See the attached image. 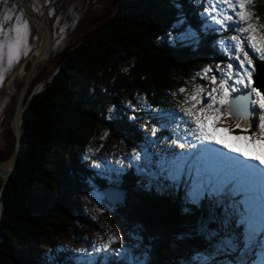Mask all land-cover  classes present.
Here are the masks:
<instances>
[{
	"label": "trees",
	"instance_id": "1",
	"mask_svg": "<svg viewBox=\"0 0 264 264\" xmlns=\"http://www.w3.org/2000/svg\"><path fill=\"white\" fill-rule=\"evenodd\" d=\"M61 2L62 24L71 17ZM112 2L105 0L104 9ZM37 3L35 12L41 17L40 0ZM45 5L53 48L55 13L49 0ZM12 7L34 28L20 12L18 0H0V14ZM203 9L201 0H121L106 22L53 60L54 65L69 53L53 66L39 91L33 92L31 84L24 104L20 156L11 175L0 182V264L40 263L41 254L55 256L57 264L63 261L65 253L54 246L59 239L79 238L90 228L81 188L89 181L101 191L110 186L100 175L106 169L104 155L117 141L136 149L150 174L144 178L133 168L122 172L117 179L126 192L125 204L111 216L139 235L146 251L142 264H182L191 253L209 256L206 264L237 260L240 253L230 251L228 244L236 219L228 218L230 224L213 219L211 194L208 201L203 197L198 204L190 203L187 192L193 176L182 179V173L178 181L168 178L169 162L181 158V149L171 140L192 141L183 135L191 122L183 120L178 102L195 84H207L196 75L204 66L229 61L218 41L234 32L217 31ZM249 10L255 23L264 24V0H252ZM74 13L93 17L97 10L87 0H75ZM180 31L187 34L177 38ZM22 84L13 93L14 109ZM180 88L186 93L180 94ZM4 98L11 101L10 93ZM13 151L14 144L10 156ZM236 233L242 241L243 230ZM243 259L252 264L256 257L249 251ZM128 261L111 258L107 264Z\"/></svg>",
	"mask_w": 264,
	"mask_h": 264
},
{
	"label": "snow or ice",
	"instance_id": "2",
	"mask_svg": "<svg viewBox=\"0 0 264 264\" xmlns=\"http://www.w3.org/2000/svg\"><path fill=\"white\" fill-rule=\"evenodd\" d=\"M201 2L204 4L203 15L218 26L217 31L234 32L218 41L221 50L228 53L229 62L224 65L217 64L215 68L209 65L196 73L201 80L207 81V84H195L191 94L184 95L183 100L178 102V110L191 121L192 126L188 127L186 132L187 136L192 137V141L184 140L178 143L176 139H172L171 143L181 150L186 148L195 150L190 157H197V162L205 155L213 161L211 170L201 173L197 168L196 176L192 178L187 192L190 203L198 204L210 192H223L230 198L237 194L243 197L239 201L233 199L232 207L236 209L235 215L238 218L234 221L233 239L228 241L229 250L239 252L240 255L235 262L228 264H245L244 255L256 246L262 250L260 255L264 256V155L246 151L218 139L215 135L217 129L214 122H223L225 117H230L231 127L244 133L234 136L233 139L247 141L253 146L264 145V90L254 86L253 80L256 72L254 61L256 59L264 61V24L254 22V13L249 10L252 0H201ZM51 14L49 12V15ZM12 19L14 17L6 14L0 16L2 37L0 63L4 60L7 47L9 67L14 60L19 59L22 47L26 46L24 29L27 25L24 23L22 27L20 17H15L17 23L11 24L5 31V23L10 24ZM233 61L238 63V70L234 67ZM4 79V72L0 70V83ZM186 91L185 88L178 90L180 94ZM205 93L206 103L202 104ZM172 95L175 96L177 93L174 92ZM250 129L254 130L248 135ZM156 131L153 129V135ZM209 144L220 145L221 148L244 159L241 161L224 157L223 153L207 147ZM132 156L139 158L140 153L133 149ZM247 161L255 163L249 164ZM169 164L171 167L168 178L177 181L185 168L191 171L195 166L182 158H176ZM240 204L244 205L242 211L239 210ZM237 229H243L242 241H239L236 235ZM116 240H119V237L109 236L106 242L93 244L92 252L103 254L98 257L99 264H107L109 246ZM111 251L117 256L125 254L123 249ZM128 264H136V258L130 259ZM252 264L257 262L253 261ZM259 264H264V259H261Z\"/></svg>",
	"mask_w": 264,
	"mask_h": 264
},
{
	"label": "rangeland",
	"instance_id": "3",
	"mask_svg": "<svg viewBox=\"0 0 264 264\" xmlns=\"http://www.w3.org/2000/svg\"><path fill=\"white\" fill-rule=\"evenodd\" d=\"M61 1L62 0H49L50 10L55 13L53 15V20L55 23V27L57 28V42L54 44V47L51 50L50 63L41 66V68H39L37 71V76L32 82L33 92L39 91L49 78V74L51 73L50 70L53 68V60L60 57L66 48L74 44L81 43L84 39L85 34L89 30L99 27L103 22H106L114 12V7L107 11L104 9L106 6L104 4L105 0H87V4L89 6L92 5V8H96L97 13L93 17H84L81 13H74L75 0H63V3L69 10V16L71 17V21L63 22L61 24L60 21L63 19L59 14L60 10L58 8L59 4L62 3ZM28 2V7L30 8L31 12L37 14L35 12L37 10L36 8H38L37 0H28ZM5 14L14 17L10 24L5 23V31L8 30L11 24L17 23L15 17H20L22 27L24 23H26L27 27L26 29H24L26 46L22 47L19 59L14 60L12 66L9 67L7 58V47H5L4 60L2 63H0V70H3L5 76L4 81L0 83V162L6 161L10 157V154L13 150L14 143L11 134V122L14 109L13 93L22 83L23 78H17L15 80L12 86V94L10 92L11 101L5 100L3 87L6 81L8 80L9 76L13 73V71L16 69V67L21 61L27 62L26 66H28V60L31 57L29 56L31 54V51L35 47H39L40 43L38 42L39 35L35 30L36 28L34 29L30 24H28V22L23 19V17L19 14L15 7H12V9L6 12H3L2 14H0V16H3ZM41 14L42 16L40 18H44L42 4ZM185 34H187L186 31H180L176 32L175 36L177 38H180L182 36L184 37ZM0 39H2V37H0ZM228 62L229 61H225L222 63V65L227 64ZM217 64L219 63H212L211 66L215 68V65ZM234 67H236V65H234ZM238 69L239 66L237 70ZM217 76L219 77L218 73ZM190 94L191 92L189 93V95ZM203 95L204 100H202V104L206 103V93ZM183 120L191 122L190 119L187 117H184ZM231 125L232 120L230 117H225L223 122H214V126L217 129L215 133L216 137L222 140L223 142L229 143L230 145L245 149L249 152L254 151L256 154L264 155V145L257 144L253 146L247 141L233 139L234 136L243 135L244 133H241L240 129L232 128ZM190 126H192L191 123L186 125V129ZM253 130L254 129H250L247 134L250 135L251 131ZM186 134L187 132L184 131L183 135L185 136ZM207 147L213 149L214 151L216 150L215 152H217V150L219 149L222 152H228L227 149H223L220 147V145L216 144H209L207 145ZM192 151L195 150L192 149ZM180 153V155H183L182 159L184 161H188L189 163H193L194 165L195 162H197V157H190V154L192 153L190 150H181ZM186 154L189 156H187ZM230 154L237 156V154L235 153ZM199 155L200 154L198 153L197 156ZM104 161L105 164L102 165H105L106 169L102 171L103 174H101L100 177L108 183L107 185H110L108 187L119 188L118 184L120 181L117 178L119 176H122L123 171L129 170L130 168H133L135 172L140 176L144 178H150L148 170L145 167H142L141 165V159L134 158L132 156V150L125 147L120 141L112 143L108 147L104 155ZM201 162L204 165L205 171L211 170V168L213 167V161L209 159L207 155H205L203 159L199 160V163ZM188 173L189 169L185 168L183 171L182 179L189 177ZM137 188L142 189L143 186L142 188ZM81 191L82 194H80V200L83 203L82 210L83 213L90 219V228H86L84 231V235L79 238L70 235L67 239H59L57 244L54 246V249L57 251H63L66 256L65 258H63V261H60V264H99L98 257L102 256L103 254L92 252L93 244L99 245L102 242H106L109 236L119 237V240H116L109 246L110 250L108 252L107 261L111 258H119L121 260H130L132 258H136V264H142L146 256V251L140 244L139 235L136 231L131 230L125 224L113 222L111 216L115 208L107 205V203L105 202L103 191H101V189L97 185H93L92 181H89L87 186L82 187ZM147 192H150V190L148 189ZM237 196H239V194H237ZM240 205L244 209V205ZM211 215H213V218L216 220L223 219L224 217V214L221 212H213ZM230 223L231 220H229V224ZM81 249H84L85 251L81 252ZM111 249H123L125 254L122 256H117V254L115 252H112ZM261 251L262 250L260 249L258 259L256 261L257 264H259V261L261 259H264V256L260 255ZM52 254L54 255L53 251ZM40 257L43 263H41V261H38L40 263H37L36 261L35 264H57L54 259L55 256H53V258L48 257L45 254H41ZM208 257L209 256L202 253H191L189 255V258L184 260L182 264H206L209 263ZM228 262V260H213L212 264H228Z\"/></svg>",
	"mask_w": 264,
	"mask_h": 264
},
{
	"label": "water",
	"instance_id": "4",
	"mask_svg": "<svg viewBox=\"0 0 264 264\" xmlns=\"http://www.w3.org/2000/svg\"><path fill=\"white\" fill-rule=\"evenodd\" d=\"M42 4V10L44 18H40L37 14L31 12L30 8L27 6L26 0H18V8L22 15L28 20L36 29H41L43 32V37L39 43V45H43L41 51L36 52L35 50L31 57L29 58L28 67L26 69L27 62H24L21 66H18L13 73L9 76L6 81L3 89L4 95H9L12 86L15 80L18 78L20 71H25V76L23 79V84L21 90L17 96L15 109L13 112L12 122H11V130L14 137V151L12 155L3 162H0V178L6 179L13 172L16 167L18 158L20 156L21 146H22V123H23V112H24V104L25 98L28 94L30 86L37 76V71L41 66L50 63L51 50H52V31L50 25V18L48 16L45 0H40ZM121 0H113V2L109 5L107 10L113 8L118 2ZM106 10V11H107ZM69 55V53L64 54L56 64L53 66H57L61 64L64 59ZM256 72L253 76L254 86L259 87L261 90H264V61H256L254 63ZM8 166L6 169L3 167ZM105 202L107 205L112 206L115 209L121 208L125 204L126 192L122 188H112L107 187L103 190ZM1 217V213H0Z\"/></svg>",
	"mask_w": 264,
	"mask_h": 264
},
{
	"label": "bare ground",
	"instance_id": "5",
	"mask_svg": "<svg viewBox=\"0 0 264 264\" xmlns=\"http://www.w3.org/2000/svg\"><path fill=\"white\" fill-rule=\"evenodd\" d=\"M36 31H37V33H38V35H39V40H38V42H40L41 39H42V37H43V32L41 31V29H36ZM37 46H38V45H37ZM42 48H43V45H39V47H36L35 50H37L36 52H39V51L42 50ZM35 50H34V51H35ZM24 76H25V71H20L18 78H24ZM215 151H216V150H215ZM217 152H219V153H223L224 157H232V158H236V159H238L236 156H232L231 154H228V152H227V153H224V152H222L220 149L217 150ZM184 158H185V157H184ZM240 160L243 161L241 158H240ZM253 163H255V162H253ZM7 167H8V166H5V167H3V168L6 169ZM190 179H191V178H190Z\"/></svg>",
	"mask_w": 264,
	"mask_h": 264
}]
</instances>
